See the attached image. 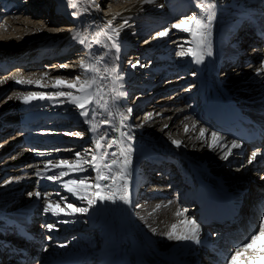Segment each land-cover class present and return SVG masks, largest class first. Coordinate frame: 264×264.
<instances>
[{"label":"bare ground","instance_id":"obj_1","mask_svg":"<svg viewBox=\"0 0 264 264\" xmlns=\"http://www.w3.org/2000/svg\"><path fill=\"white\" fill-rule=\"evenodd\" d=\"M62 1L66 15L68 11H77L68 6L67 0ZM77 2L82 9L89 8L87 0ZM216 4L209 38L212 55L205 54L203 62L196 64L191 56L176 55L180 50L196 49V41L190 33L171 28L181 18L200 12L196 0H154L142 7L140 0H113L105 11L91 9L75 18L54 9L45 11L39 2L0 0V20L11 14L20 17L7 19L0 26V80L5 81L0 83V128L8 131L0 133V264H20L18 258L27 248L23 264H193L195 252L207 249H210L205 257L208 264H223L235 246L249 237L248 231L258 230L259 224L254 220L263 212L264 204L260 206L259 197L252 200V192L259 191L261 199L264 196L263 143L251 149H233V154L225 160L219 148L209 149L207 143L197 137L199 129L204 127L223 136L224 143L230 147L234 139L213 124L208 114L231 106L240 107L244 115L259 116L264 112V69L261 68L264 64V0H216ZM117 13L122 15L117 16L114 24L128 19V26L120 34L119 60L109 58L108 63L116 64L124 75L127 96L110 107L115 124H119V113L131 107L134 111L127 124L143 125L131 129L134 140L128 183L132 206L122 201L105 202L84 215H46L43 198H30L28 193L39 189L51 194L53 200L69 196L76 206L87 207L86 200L77 199L59 183L40 179L35 173L39 170L53 175L60 171H46L45 162L74 160L75 152H83L91 146L93 134L73 104L48 99L24 104L15 95L52 92L55 76L80 74L79 66L70 68L75 69L72 72L49 64L54 62L59 67L72 56L85 57L84 46L72 39L74 33L102 27ZM46 24L54 29H45ZM165 28L169 29L168 35L153 39ZM151 33V39L145 43L143 37ZM230 33H233L229 41L232 60H224L218 67L219 47ZM181 44L183 49L179 47ZM93 51L100 53L104 49L94 46ZM137 60L147 67L131 68L129 61ZM43 72L49 75L42 77ZM6 77L39 80L43 87L17 84L15 79ZM105 83L110 90L111 82ZM148 113L152 118L145 122ZM64 132H83L84 136H65ZM109 135L118 136V132L109 130ZM172 140L181 141V147H175ZM257 150L261 155L249 164L248 158ZM163 161H168L169 165L161 167ZM239 169L249 179L244 181L247 194L235 219L224 220L223 226L207 227L200 223L199 244L168 238L170 231L175 235L186 233L189 226L183 223L185 218L196 221L197 216L189 212L194 210L193 197L209 199L226 190L230 184L220 182L221 176L227 179ZM77 175L94 176L95 173L72 174L63 179ZM56 192L60 196H56ZM85 194V190H81V195ZM177 209L187 211L178 217ZM29 214L35 215L33 224L23 221ZM57 219L73 222L58 224L59 230L52 232L43 227ZM173 224L176 225L174 230ZM224 226L229 229L219 238ZM238 228L245 234L235 232ZM26 233L35 234L37 238L28 239ZM61 243L67 246L61 248ZM32 251L35 253L29 254Z\"/></svg>","mask_w":264,"mask_h":264},{"label":"snow or ice","instance_id":"obj_2","mask_svg":"<svg viewBox=\"0 0 264 264\" xmlns=\"http://www.w3.org/2000/svg\"><path fill=\"white\" fill-rule=\"evenodd\" d=\"M87 2L89 8L82 9L77 0H67L68 6L71 9L77 10L71 13L74 18L91 9L97 11L104 10L100 4L96 3V0H87ZM149 3H154V0H140L141 7ZM159 6L163 7V5ZM196 7L200 9L199 13L193 12L191 15L181 18L179 22L172 24L171 28L190 33L192 39L196 41V49L188 48L186 51L180 50L176 52V55L178 57L191 56L193 63L200 64L203 62L205 54L212 55L209 38L212 33V24L216 15L215 9L217 4L216 0H196ZM121 15V13H117L111 19H108L102 27H97L83 33H74L72 39L84 46L85 50V57L79 61L80 74L75 77L55 76L53 78L54 83L51 85L55 91L52 92H27L15 95V98L21 100L24 104H29L34 100L43 101L45 99L56 100L57 103L73 104L79 110L78 115L83 118L84 124L89 126L88 131L93 134L91 146L85 148L83 152H75L74 160L61 159L56 162L51 160L45 162L44 169L46 171L61 169L60 171L55 172L53 175L42 174L39 170L35 173L40 179L59 183L65 191L77 199L81 201L86 200L87 207L76 206L70 202L69 196H60L59 192L55 193L56 196H60L59 200L50 199L51 194L43 193L39 189L28 193L30 198L33 196L37 200L43 198L45 201L43 213L46 215L49 213L53 217H71L77 213L84 215L90 209L96 207L97 204H104L105 202L115 203L122 201L124 204L132 206L128 183L132 164V141L134 140L131 129L133 127H142L143 125L133 126L127 124L134 111L131 107L119 113V124H115L110 107V105L127 96V92L124 90V75L119 71L116 64L108 63L109 58L114 57L115 60H119L121 52L120 34L128 26V19H123L118 25L114 24L117 16ZM13 18L19 19L20 17L16 14L8 15L0 20V26H3L5 20ZM25 19L30 18L25 16ZM39 23L42 24L43 22ZM44 26L47 27V25ZM168 33L169 29L165 28L163 31L157 32L153 39L165 37ZM94 46H99L104 51L96 53L93 51ZM179 47L183 49L184 45L181 44ZM129 64L133 69L147 67L146 64H142L139 60L135 62L129 61ZM68 67H70L68 64L59 65L61 69ZM261 68L264 69V64H262ZM40 75L45 77L49 73L43 72ZM6 79H15L17 84H35L37 87H43L39 80H23L16 79L15 77H6ZM106 81L111 82L110 90L108 89V84L105 83ZM4 82L0 80V83ZM64 89H68L69 91H64ZM109 91L110 95L108 94ZM8 99H12V97ZM105 113L107 114L106 116L104 115ZM151 118L152 114L148 113L145 115L144 120L147 122ZM192 127L193 129L196 128L195 123H193ZM125 128L129 129V131H124L123 129ZM101 129H104V131L101 132ZM109 130L118 132V136L109 135ZM187 131L186 126L185 132ZM63 135L82 138L84 133L64 132ZM197 139H201L202 142L207 143L209 149L214 147L219 148L222 151L221 158L225 160L233 154V149L241 146L236 140H232L229 147L224 143L225 138L223 136L215 131L209 132L204 127L199 129ZM209 139L210 142H208ZM171 143L179 148L182 142L172 140ZM56 151H59V149H56ZM39 154L42 155V153ZM260 155V151H253L248 158V163L251 164ZM63 169H67V171ZM89 171L95 173V175H77L76 178L63 179L72 174ZM261 179H264V177H261ZM10 182L6 181L5 183ZM81 190H85L86 194L81 195ZM136 207H139V205H136ZM186 211L187 209H177L175 215L178 217L184 216ZM72 222L70 219H57L54 222L46 223L43 227L48 232L58 231V224ZM183 223L189 226L186 233L175 235L174 231H170L167 233L168 238L192 241L199 244L200 225L192 218H185ZM171 227L174 230L176 225L173 224ZM152 231L155 232L156 229H152ZM48 239H51V237L49 236ZM258 244L260 245L259 247ZM66 246L64 243L59 245L61 248ZM44 250L47 251V248ZM226 264H264V219L259 221L258 230L254 228L249 237L235 246L234 250L229 254Z\"/></svg>","mask_w":264,"mask_h":264},{"label":"rangeland","instance_id":"obj_3","mask_svg":"<svg viewBox=\"0 0 264 264\" xmlns=\"http://www.w3.org/2000/svg\"><path fill=\"white\" fill-rule=\"evenodd\" d=\"M113 1V0H112ZM112 1L111 0H99L98 2H96L97 4H101V3H104V10L103 11H105V10H107L110 6H111V4H112ZM29 2L30 3H32V4H34V3H37V2H39V3H41L42 4V6H44V9L43 10H45V11H49V10H57V11H62L65 15H66V13H67V9L65 8L66 7V5H64V3H63V1L62 0H60V2L61 3H57V4H55L54 3V1L53 0H49V1H47V0H29ZM110 5V6H109ZM61 10H60V9ZM72 12H69L68 11V14L67 15H70V16H72V14H71ZM66 15V16H67ZM32 21H35V20H32ZM47 25V24H46ZM44 28L45 29H54V28H50V26H48L47 25V27H45L44 26ZM156 28V27H155ZM153 32H155V31H153ZM152 32V33H153ZM152 33L150 34V35H146L145 37H143V41H149V39H151V37H152ZM80 59H81V57H77V56H72V58H70L67 62L65 61V62H63V64H68V65H70V67H68V68H64V69H70V68H77L78 66H79V61H80ZM49 65H52V66H54L55 68H58L59 69V67H56V65H54V62H51ZM75 69H70V71H74ZM145 93L147 92V89L144 91ZM6 128H4V130H5ZM4 130L3 131H1V132H4ZM8 131H6V132H4V133H2V135L3 134H5V133H7ZM167 165H169V162L168 161H163V162H161V164H160V166L161 167H165V166H167ZM228 178V177H227ZM245 181V180H244ZM220 182H223V183H225V184H229L228 182H227V180H226V178L222 175L221 176V180H220ZM258 193V194H257ZM259 197V198H258ZM252 200H255L256 198H258L257 200H259L260 199V201H262L261 203H260V206H262L263 204H264V196L262 197V199H261V194L259 193V191H253L252 192ZM263 212L261 213V215L260 216H256L255 217V220H254V223H258L259 224V221L260 220H262V216H264V208H263V210H262ZM260 217V218H259ZM242 233H244L245 234V232H243V230L241 231V233L240 234H242ZM248 233V235H250V232L248 231L247 232ZM243 235V234H242ZM221 247H224V246H221ZM222 250H224L223 252H225V250H226V248H224V249H222ZM230 254V253H229ZM229 254L227 255V259L229 258ZM39 257H36L35 259H38ZM226 259V260H227ZM226 260L223 262V264H226Z\"/></svg>","mask_w":264,"mask_h":264}]
</instances>
